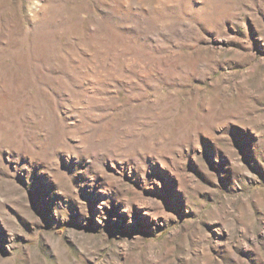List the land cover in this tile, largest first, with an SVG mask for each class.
Masks as SVG:
<instances>
[{
	"label": "rangeland",
	"instance_id": "rangeland-1",
	"mask_svg": "<svg viewBox=\"0 0 264 264\" xmlns=\"http://www.w3.org/2000/svg\"><path fill=\"white\" fill-rule=\"evenodd\" d=\"M0 264H264V0H0Z\"/></svg>",
	"mask_w": 264,
	"mask_h": 264
}]
</instances>
